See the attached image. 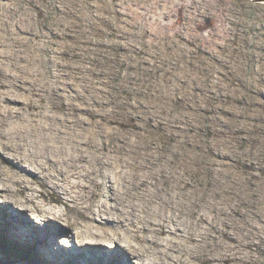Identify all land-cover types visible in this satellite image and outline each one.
<instances>
[{
  "label": "clouds",
  "instance_id": "clouds-1",
  "mask_svg": "<svg viewBox=\"0 0 264 264\" xmlns=\"http://www.w3.org/2000/svg\"><path fill=\"white\" fill-rule=\"evenodd\" d=\"M140 7L149 19L137 36L142 37L145 28L153 34L138 40L136 47L149 55L139 60L132 58L136 71L129 73V78L111 84L105 80L103 93L95 91L98 85L94 82L78 87L89 88L90 97L100 98L105 105L100 115L106 120H131L142 128L149 123L163 125V137L178 138L170 146L172 151L183 148L185 141L199 144L202 151L198 160L187 161L184 168L166 169L165 175L179 173L178 182L180 178L188 179L183 176L184 171L190 176L199 171L202 180L206 175L213 187L178 192L175 183L165 186L160 181L159 169L143 174L149 182L141 187L140 178L130 179L131 175L141 177L140 172L128 167L120 172L117 167L118 188L113 197L116 202L111 207L124 214L126 224L120 226V234L132 240L128 249L130 264H144L145 258H151L150 264H169L167 257L172 253L168 249L177 244L179 254L173 259L183 260V264H198L190 257H203L214 264L221 260H229L230 264H264V0H143ZM149 44L148 48L143 47ZM142 61H148V66ZM83 76L86 78L87 73ZM229 96L242 100L235 116L221 111H227L226 105L235 102H221ZM201 109H207V113ZM208 133L211 138L205 143ZM140 137L141 134L130 132L128 141H135L143 149L150 137ZM153 143L156 148L164 146L159 137ZM154 153L155 148L148 157ZM116 158H106V162L113 163ZM113 175L106 170L103 179L96 177L103 199L94 203L93 210L108 211L101 205L108 198L104 185ZM176 196L181 197L177 205L194 201L203 204L207 211L217 207L229 215L231 209L242 212L244 222L234 226L239 243L219 250L215 245L209 247L212 241L204 227L198 231L185 229L186 234L195 232L197 243L158 237V229L151 225L163 223L158 216ZM185 196L189 197L187 201ZM219 222L217 213L212 223ZM142 229H147V233ZM147 241L163 243L165 247L156 249Z\"/></svg>",
  "mask_w": 264,
  "mask_h": 264
},
{
  "label": "bare ground",
  "instance_id": "bare-ground-1",
  "mask_svg": "<svg viewBox=\"0 0 264 264\" xmlns=\"http://www.w3.org/2000/svg\"><path fill=\"white\" fill-rule=\"evenodd\" d=\"M19 61L16 57L0 56V201L21 209L23 212L18 214L27 217L30 227L46 222L52 225L44 230L47 235L74 234L81 248L79 253L88 248L102 255V260L100 255L97 256L98 264L112 261L110 254L113 250H119L130 261L128 249L132 240L120 234V226L126 224L124 214L111 207L116 202L113 197L118 188L117 167L120 172L125 167L140 172L141 177L131 175L130 179L140 178L141 187L149 182L143 174L156 169H159L160 181L165 186L175 183L178 192H190L193 187H213L209 179L204 182L194 178L201 176L199 171L191 176L184 171L183 176L188 179L180 178L178 182L179 173L165 175L166 169L184 168L187 161L198 160L202 150L197 144L185 141L183 148L177 147L176 151H172L170 145L159 148L149 145L141 149L135 141H128L129 133L137 134L136 131L122 127L108 130V120L100 115V98L90 97V90L78 87L75 82H67L72 79L64 70L41 65L39 60L32 65H19ZM55 61L53 56L48 62ZM9 62H13L12 68L8 66ZM59 84L62 86L50 87ZM103 90L104 87L100 86L95 91L103 93ZM168 138L173 142L178 139ZM153 148L155 153L148 157ZM109 157L117 158L113 163H107ZM106 170H111L114 175L104 185L108 198L101 207L108 211L101 212L100 209L93 210L94 203L103 199L101 184L96 177L99 175L103 179ZM180 199L176 196L165 205L163 214L158 216L163 223L151 225L149 222L158 229V237L197 243L195 232L186 234L185 229L198 231L204 227L212 241L209 247L215 245L219 250L239 243L234 226L244 222L242 212L231 209L229 215L228 211L217 207L207 211L203 204L194 201L177 205L176 201ZM183 199L187 201L189 197ZM71 213L76 216L71 217ZM217 213L220 222L214 225L212 221L217 218ZM141 231L147 233L148 230ZM147 243L156 249L165 247L156 241ZM66 245L70 246V241ZM176 249H179L178 244L168 249L172 253L167 257L169 264H183V260L173 259L179 254ZM68 257L69 254L63 252L56 257L50 255L49 260L53 264H63ZM81 259L84 257L79 258L77 264H81ZM190 259L198 264H214L203 257ZM150 260L145 258L144 264H150ZM84 263L89 264L88 261ZM217 264H230V261L221 260Z\"/></svg>",
  "mask_w": 264,
  "mask_h": 264
},
{
  "label": "rangeland",
  "instance_id": "rangeland-1",
  "mask_svg": "<svg viewBox=\"0 0 264 264\" xmlns=\"http://www.w3.org/2000/svg\"><path fill=\"white\" fill-rule=\"evenodd\" d=\"M141 3L143 0H0V56L16 57L20 60L19 65H32L39 60L41 65L75 73L70 76L76 85L94 82L105 88V80L110 84L116 83L136 71V66L131 63L133 57L139 60L149 55L136 47L138 40L148 39L153 34L145 28L142 37L137 36L140 27L149 19L146 10L140 7ZM53 56L56 61L48 62ZM142 63L148 66V61ZM8 66L12 68L13 62ZM84 73H87L86 78ZM233 100L235 98L229 96L223 97L221 102ZM241 103L242 100H235L226 105L227 111L223 108L221 111L226 116H235ZM103 107L105 105L101 104L100 108ZM201 112L207 113V109H201ZM118 127L136 131L141 134L140 138L150 137L145 146L155 147L153 141L157 137L164 145L176 144L163 137V125L149 123L145 126L146 131L131 120H108L109 131ZM188 133L191 136L192 129ZM209 138L211 133H208L205 143ZM196 146L201 148L199 144ZM194 178L204 182L208 179L206 175L203 180L202 176ZM19 212L23 211L0 201V264H53L49 256L56 257L63 252L69 254L63 264H77L81 257H84L81 264L86 261L98 264V255L102 260L99 252L88 248L79 253L81 248L74 234L47 235L45 231L52 225L43 222L30 227L27 217ZM70 215L76 216L75 213ZM68 241L70 246L66 245ZM111 262L106 260L102 263ZM123 264H130V261L126 258Z\"/></svg>",
  "mask_w": 264,
  "mask_h": 264
},
{
  "label": "snow or ice",
  "instance_id": "snow-or-ice-1",
  "mask_svg": "<svg viewBox=\"0 0 264 264\" xmlns=\"http://www.w3.org/2000/svg\"><path fill=\"white\" fill-rule=\"evenodd\" d=\"M110 258L113 264H123L125 257L119 252V250H113L110 254Z\"/></svg>",
  "mask_w": 264,
  "mask_h": 264
}]
</instances>
